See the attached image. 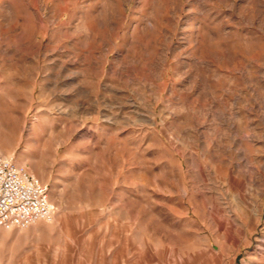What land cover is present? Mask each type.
<instances>
[{
  "label": "rangeland",
  "instance_id": "obj_1",
  "mask_svg": "<svg viewBox=\"0 0 264 264\" xmlns=\"http://www.w3.org/2000/svg\"><path fill=\"white\" fill-rule=\"evenodd\" d=\"M0 155V264H264V0H0Z\"/></svg>",
  "mask_w": 264,
  "mask_h": 264
},
{
  "label": "built area",
  "instance_id": "obj_2",
  "mask_svg": "<svg viewBox=\"0 0 264 264\" xmlns=\"http://www.w3.org/2000/svg\"><path fill=\"white\" fill-rule=\"evenodd\" d=\"M53 217L48 184L0 155V227L24 229Z\"/></svg>",
  "mask_w": 264,
  "mask_h": 264
},
{
  "label": "bare ground",
  "instance_id": "obj_3",
  "mask_svg": "<svg viewBox=\"0 0 264 264\" xmlns=\"http://www.w3.org/2000/svg\"><path fill=\"white\" fill-rule=\"evenodd\" d=\"M36 224V223H35Z\"/></svg>",
  "mask_w": 264,
  "mask_h": 264
}]
</instances>
